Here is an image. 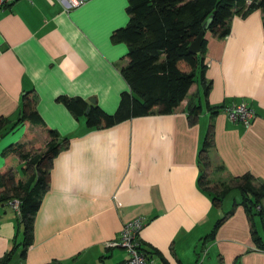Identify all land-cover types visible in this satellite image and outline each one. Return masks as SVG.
<instances>
[{"label":"crops","instance_id":"crops-1","mask_svg":"<svg viewBox=\"0 0 264 264\" xmlns=\"http://www.w3.org/2000/svg\"><path fill=\"white\" fill-rule=\"evenodd\" d=\"M127 6L128 0H86L72 8L59 0H18L0 8V117L12 122L0 138L24 125L32 135L19 142L45 148L43 128L25 122L10 130L29 91L38 96L47 125L70 138L54 159L25 258L24 225L13 209H0V258L19 245L9 264H125L128 251L108 244L138 216L146 220L140 241L150 264H199L196 241L206 225L225 215L213 205V195L225 185L241 193L239 177L246 174L256 185L264 183L261 9L233 17L223 39L206 35L209 93L197 80L171 114L90 129L84 117L77 119L58 100L62 95L95 97L105 111L117 110L122 92L130 89L121 73L129 45L113 42L112 34L128 23ZM242 101L256 113L249 126L231 121L225 110ZM208 104L224 108L212 115ZM191 105L201 106L195 120ZM211 131L213 143L205 149ZM24 173L20 178L26 180L30 172ZM201 176L208 190L201 188ZM241 199L234 198L232 214L210 245L221 264H235L238 258L241 264H264Z\"/></svg>","mask_w":264,"mask_h":264},{"label":"trees","instance_id":"trees-1","mask_svg":"<svg viewBox=\"0 0 264 264\" xmlns=\"http://www.w3.org/2000/svg\"><path fill=\"white\" fill-rule=\"evenodd\" d=\"M261 9L264 13V0H128V23L116 29L112 34L113 42H126L129 45L128 62L121 68V73L130 89L122 92L117 110L113 113L105 111L98 103L76 96L62 95L58 98L77 118H85L90 129H104L123 121L156 114H171L187 98L197 76L205 85L208 95L211 81L206 78L205 52L207 38L202 43L200 53L190 51L191 43L197 38L208 20L206 30L214 37L223 39L231 32V20L235 16H244L253 10ZM264 27V16H263ZM33 91L23 94L20 117L12 124L10 130L19 123L29 122L33 126L43 128L47 134L44 149L33 148L29 142H16L3 151L7 163L0 169V203L10 199L21 201L19 223L24 225L25 258L28 247L33 242V223L36 213L41 207L43 197L51 184V170L55 157L61 150L69 146V137L47 125L38 111V96ZM220 107L208 109L212 115L222 110ZM201 113V106L191 105V119L195 120ZM9 117H0V135L11 124ZM32 134L28 133L26 136ZM213 143V133L209 132L205 146ZM20 161L23 170L30 172L23 180L17 175L14 161ZM204 176L199 179L202 189L208 190ZM240 190L244 207L249 220L254 222L256 216L264 221V183L256 185L251 174L242 177ZM228 185L221 192L213 195L215 207H220L224 197L230 192ZM217 220L212 231L205 240L215 239L218 229L229 214ZM252 226V236L256 247L264 251V241ZM18 244L0 258V264H9L17 252ZM148 260L147 250L140 247ZM162 258L160 251H155Z\"/></svg>","mask_w":264,"mask_h":264},{"label":"built area","instance_id":"built-area-1","mask_svg":"<svg viewBox=\"0 0 264 264\" xmlns=\"http://www.w3.org/2000/svg\"><path fill=\"white\" fill-rule=\"evenodd\" d=\"M18 0H0V8H5ZM66 5L67 8L79 7L83 5L86 0H59ZM226 112L229 119L233 122H241L246 126H249L253 119L256 117V113L252 107L246 101H242L238 104L226 107ZM2 207H8L13 209L18 216L21 215V201L19 199H10L3 203H0V209ZM146 224V220L143 216L135 217L127 221L121 230L120 236L117 240L109 242L110 247H123L128 251V259L125 264H150V260L140 250V232Z\"/></svg>","mask_w":264,"mask_h":264},{"label":"rangeland","instance_id":"rangeland-1","mask_svg":"<svg viewBox=\"0 0 264 264\" xmlns=\"http://www.w3.org/2000/svg\"><path fill=\"white\" fill-rule=\"evenodd\" d=\"M197 80L200 81L199 76H197ZM197 83L199 82L197 81ZM201 97H202V104H204V108L206 110V104H205L206 98H205L204 93H202ZM26 130H27L26 126L23 125V126H20L18 129H16L14 132H8L3 138H0V143L2 142L3 144H5L4 146L2 144V147H0V169H3L6 164V158L3 156L4 149L8 147L9 145L22 140V138L26 134ZM42 134L43 133H41V135ZM13 163H14L13 167L15 171L18 172L19 176H24L25 173H24L23 166L21 165V163L16 160ZM240 196H241V193L237 190H234L233 192L228 193L227 196L224 197L223 199L224 202L219 207V209L224 210L225 214L229 213L231 210H233L231 207L233 206L232 204L234 202V198L240 197ZM218 218L219 217L214 218V220L210 224L206 225V229L203 233V237L196 241L197 249L200 254L199 257L197 256V258L200 261L199 264H221L216 248L210 245L211 242L217 239L218 231H217V234L214 240H211V241L205 240V236L208 235L212 231V229L214 228L215 222L220 219ZM253 224L255 226L254 228L258 231L259 236L264 241V224L262 223L261 218L259 216H256L254 219V222L253 221L251 222V227L253 226ZM236 261L237 262H235V264H241L240 258H238ZM229 264H233V263H229Z\"/></svg>","mask_w":264,"mask_h":264},{"label":"water","instance_id":"water-1","mask_svg":"<svg viewBox=\"0 0 264 264\" xmlns=\"http://www.w3.org/2000/svg\"><path fill=\"white\" fill-rule=\"evenodd\" d=\"M210 20L204 25V28L200 31L197 38L191 43L190 51L193 53H200L202 50V43L204 38L206 37V30L208 29ZM90 101L93 103H97V99L95 97L90 98Z\"/></svg>","mask_w":264,"mask_h":264}]
</instances>
